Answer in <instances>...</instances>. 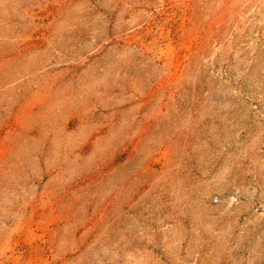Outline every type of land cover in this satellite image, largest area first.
Returning <instances> with one entry per match:
<instances>
[{
    "label": "rangeland",
    "instance_id": "1",
    "mask_svg": "<svg viewBox=\"0 0 264 264\" xmlns=\"http://www.w3.org/2000/svg\"><path fill=\"white\" fill-rule=\"evenodd\" d=\"M0 264H264V0H0Z\"/></svg>",
    "mask_w": 264,
    "mask_h": 264
}]
</instances>
